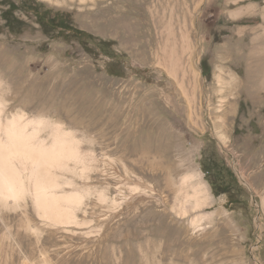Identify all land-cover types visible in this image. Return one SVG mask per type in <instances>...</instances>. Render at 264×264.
I'll return each instance as SVG.
<instances>
[{"label": "rangeland", "instance_id": "374dc122", "mask_svg": "<svg viewBox=\"0 0 264 264\" xmlns=\"http://www.w3.org/2000/svg\"><path fill=\"white\" fill-rule=\"evenodd\" d=\"M24 2L12 29L0 5L5 115L72 131L85 158L55 173L87 194L77 224L2 209L0 264H264L263 20L239 14L264 0ZM36 6L92 39L46 33Z\"/></svg>", "mask_w": 264, "mask_h": 264}, {"label": "bare ground", "instance_id": "6f19581e", "mask_svg": "<svg viewBox=\"0 0 264 264\" xmlns=\"http://www.w3.org/2000/svg\"><path fill=\"white\" fill-rule=\"evenodd\" d=\"M245 11L262 16L263 23L249 30L255 35V42L264 35V6L254 3L239 14H246ZM250 58L254 68L264 65V45H254ZM178 60L170 57V73L177 71ZM6 106L0 97V219L4 221L1 210L11 206L12 201L29 198L39 215H52L65 223L77 224L76 214L87 193L61 192L64 182L55 173L61 168L68 170L69 162L85 158L72 131L44 115L35 118H28L25 112L5 115ZM46 132L48 137L44 138Z\"/></svg>", "mask_w": 264, "mask_h": 264}, {"label": "trees", "instance_id": "16d2710c", "mask_svg": "<svg viewBox=\"0 0 264 264\" xmlns=\"http://www.w3.org/2000/svg\"><path fill=\"white\" fill-rule=\"evenodd\" d=\"M22 3L17 4L15 0H0L1 6H6L7 10L3 13L4 19L7 21V26L11 29L13 28L14 20L13 15L16 11L20 10L21 8L29 9L25 6L24 0H20ZM31 11H33L34 15L36 16L37 22L41 25V27L44 30H47L46 33H52L58 30H61L63 32H69L74 37L78 39H92V36L89 34L73 27L67 21L65 18L60 15L59 13L53 14L51 10H41L40 7L36 6L34 8H31ZM101 46L106 47V43L102 42ZM206 74V72H204ZM230 176L234 177L233 174L230 172ZM213 189L216 194H219L221 192H218V189L220 186H218L215 182H212ZM229 187V186H227ZM222 193H229L230 189L226 188V190H223Z\"/></svg>", "mask_w": 264, "mask_h": 264}]
</instances>
